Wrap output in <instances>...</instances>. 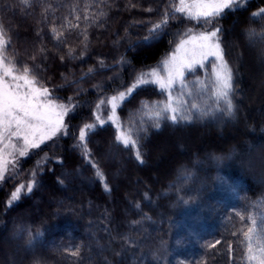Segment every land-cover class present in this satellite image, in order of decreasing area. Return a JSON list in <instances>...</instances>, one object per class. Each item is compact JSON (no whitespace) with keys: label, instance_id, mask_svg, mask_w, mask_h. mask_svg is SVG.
Listing matches in <instances>:
<instances>
[{"label":"trees","instance_id":"trees-1","mask_svg":"<svg viewBox=\"0 0 264 264\" xmlns=\"http://www.w3.org/2000/svg\"><path fill=\"white\" fill-rule=\"evenodd\" d=\"M30 2L32 6L26 7L20 0H0L1 17L11 38L38 50L46 49V57L41 54L42 83L62 102L75 97L84 105L70 114L73 133L75 126L93 120L94 103L98 99L94 85H101L105 95L113 94L121 85L130 84L136 73L156 67L164 60L178 42V32L189 28L202 30L195 22L177 14L162 39L150 45L138 43L148 34L149 22L160 19L158 10L169 0ZM172 2L178 4L179 0ZM148 8L154 11L150 13ZM261 8L264 0H250L216 21L222 27L226 58L236 72L239 105L236 119H225L221 128L199 120L178 125L165 120L159 130L149 127L141 138L144 164L136 161L131 148L115 142L114 125L97 128L89 147L113 188L111 193L104 191L93 168L73 149L72 135L59 139L56 145L50 142L33 150L19 163L16 180H8L0 187V253L4 257L0 264L12 261L15 264H105V258L112 264H164V251L175 237L182 242L183 251L190 255L193 264H247L241 238L238 233L237 236L232 233L247 226L253 206L264 200V55L257 59L256 44L244 42L247 27H264V19L252 18V13ZM101 12L106 16L100 17ZM85 16L90 19L85 20ZM97 17L99 20L93 22ZM69 24L79 27L70 28ZM53 26L66 40L57 43L51 33ZM84 35L88 36L86 49L82 43ZM69 46L76 50V59L68 57ZM121 57L126 61L123 67H109L79 80L89 67H98L99 60L112 66L118 65ZM63 76L79 83L69 84ZM78 89L82 90L79 95ZM162 99L163 93L154 86L138 89L118 110L119 116L127 124L130 114L137 112L142 101ZM103 115L106 117L108 113ZM178 136L187 137L191 147L186 150L170 147L166 159L158 165L154 163L157 147L166 149ZM107 148L116 152L117 159L105 158ZM45 154L53 159L38 175L39 186L8 206L6 202L14 186L30 178L29 170ZM56 157L62 158V165ZM77 169L91 179L90 185L62 175ZM185 170L192 174L188 181L182 178ZM58 177L65 180L64 185L57 182ZM145 194L150 200L145 199ZM136 203L142 210L135 208ZM145 213L151 216L150 221L142 219ZM237 213H243L245 220L241 221ZM15 227L16 249L6 256L4 240ZM28 230L43 232L32 246L25 243ZM125 236L139 247L117 256L115 252L126 248V242L120 239ZM98 241L105 247L100 248ZM217 241L220 243L216 244ZM229 243L233 246L231 253ZM76 246H82L81 258L62 251Z\"/></svg>","mask_w":264,"mask_h":264},{"label":"snow or ice","instance_id":"snow-or-ice-1","mask_svg":"<svg viewBox=\"0 0 264 264\" xmlns=\"http://www.w3.org/2000/svg\"><path fill=\"white\" fill-rule=\"evenodd\" d=\"M20 3L26 7L32 6L30 0H20ZM242 4L243 0H179L178 4L169 0V3L161 5L158 10L160 19L149 22L151 26L147 30L148 34L138 43L150 45L162 39L177 14L190 22H195L202 30L195 31L189 28L183 33L178 32L177 35L180 38L164 60L156 67L136 73L130 84L121 85L114 90L113 94L105 95L101 85H94L98 92V99L94 103L93 120L75 126L74 133L71 131L73 126L69 120L70 114H74L84 105L75 97H67V102H62L54 95L52 89L41 82L38 73L44 69L40 65H29L22 60L18 61L15 55H9L11 37L5 28L3 18L0 17V184L8 180H16L20 171L18 168L20 158L28 157L33 150L40 149L41 145H46L48 142L56 145L59 139L72 135L75 139L73 149L78 150L81 157L94 169L95 177L102 183L104 191L111 193L113 188L99 164L93 159V152L89 147V141L97 128L106 124L114 125L115 142L125 148H131L136 161L144 164L141 138L147 134L149 127L159 130L165 120L178 125L192 124L195 120L210 117L236 119L239 111L236 99V72L226 58L222 27L216 21L227 11L239 9ZM47 10V7L44 8L45 12ZM147 11L151 13L154 10L148 8ZM104 16L106 13L101 12L100 17ZM252 18L264 19V8L253 12ZM76 19L79 21L80 17L77 16ZM84 19L89 20L90 17L85 16ZM98 20L99 17L93 22ZM69 27L78 28L79 24H69ZM244 32L250 44L264 45V27L257 29L249 26ZM51 33L58 44L66 40L63 33L55 26L51 28ZM87 41L88 36L84 35L82 43L85 49ZM169 43L173 42L169 41ZM39 52L46 57V49L41 47ZM261 52L264 55V48ZM67 55L71 59L77 58L76 50L70 46ZM80 55L82 57L84 53L81 52ZM29 59L35 61L36 55H30ZM60 59L63 61L65 57L62 55ZM125 63V59L121 57L118 65L108 66L101 59L98 61V67H89L87 72L82 73L79 80L87 79L97 71L108 70L109 67H123ZM208 64H210V72ZM197 67L205 69L204 78L186 82V73L194 72ZM63 79L68 81L67 76H63ZM109 79L113 78L109 77ZM68 83L77 84L79 81L73 79ZM150 85L157 86L162 93H165V99L154 102L142 101L141 107L136 113L130 114L125 124L118 110L138 89ZM81 91L78 89L77 95ZM105 112L108 113L106 117L103 115ZM50 159L53 158L45 154L37 161L35 168L29 170L30 178L14 186L6 202L8 206L18 202L22 195H30L39 186L41 181L38 180V175ZM54 159L63 164L62 158ZM62 175L68 178L72 173H62ZM182 178L188 181L192 178V174L185 170ZM57 182L61 185L65 184V180L59 177ZM145 199L150 200L147 194ZM181 201L187 203L182 197ZM258 203L261 211L250 213L247 216V226L232 233L233 236H237L238 233L241 238L240 243L243 245V256L247 264H264V201ZM134 206L136 209H141L139 203ZM237 215L241 221L245 220L243 213H237ZM142 219L150 221L151 216L145 213ZM139 223L140 221H133V224ZM42 236L43 232L39 230L35 233L28 230L25 243L32 246ZM120 239L126 242V248L115 252L117 256H122L128 249L139 247L129 237H120ZM111 242V240L108 241V244ZM97 243L100 248L105 247L99 241ZM219 243L220 241L216 242V244ZM232 250L233 246L229 243V253ZM62 251L70 253L71 257L81 258L82 246H76L74 249L65 248ZM11 264H15V261ZM105 264H112V262L105 258Z\"/></svg>","mask_w":264,"mask_h":264},{"label":"rangeland","instance_id":"rangeland-1","mask_svg":"<svg viewBox=\"0 0 264 264\" xmlns=\"http://www.w3.org/2000/svg\"><path fill=\"white\" fill-rule=\"evenodd\" d=\"M249 1L250 0H243V4H242L241 7H244L245 5H247V3ZM1 14H2V9L0 7V17H1ZM195 31H197V30H195ZM244 42L245 43L247 42L248 44H250L247 39H245ZM261 49H262V47L260 45L256 44L255 52L257 54L256 55L257 59H259V57L263 56L262 52H261ZM8 53H9V55H15L18 61L22 60V61L28 63L29 65L37 64V65H40L43 68L42 64H43V61H44V57L41 55L39 50L36 47L32 46V45H23V44H20L16 39L11 38V43H10V46L8 48ZM32 54L36 55V60L35 61H32V60L29 59V56L32 55ZM207 67H208V70L210 72V64H208ZM38 75L40 76L41 82H42L43 71L39 72ZM204 76H205V69L197 67L194 72L186 73V82H192V81H194L197 78L203 79ZM151 86H154V85H151ZM154 87L159 89L157 86H154ZM165 96H166V94L163 93V99L160 100V101H163L165 99ZM225 119L226 118H223V117H217L215 119L210 117V118H206V119H203V120H199V119L198 120L199 121H203V122L213 123L217 128H221L224 125ZM188 140L189 139L187 137L183 138L182 136H178L177 138H175L173 141L170 142V145H168L166 149L163 150V148L161 146H158L157 147L158 149L155 151V155H154L155 156L154 163H156L158 165L163 159H166L167 153L170 150L169 149L170 147H175V148H177V150H182L183 147H185V150L187 148H190L191 144H188ZM48 143H50V142H48ZM42 146H44V145H41V147ZM105 158H107V159H117V154L112 148H107L106 151H105ZM23 159H25V158H20L19 163ZM65 173H69V172L67 171ZM70 173H72V175L70 177H68V178L71 181L77 178V179H80L82 183H85V184H88V185L91 184V181H90L91 179H89L88 176L83 171L77 169L75 171H71ZM94 174H95V172H94ZM117 176H118V172H115L114 173V177L117 178ZM1 186H2V184H0V187ZM262 201H264V200H262ZM258 202H260V201H258ZM258 202L255 204L256 207H253L252 212L255 211V212L259 213L261 211V208L259 207V203ZM17 236H18L17 228L15 227L14 230L4 240V242L6 244L5 248H6V251H7L6 254H5L6 256H8V254L11 253L10 252L11 250L16 249V238H17ZM168 247L169 248H166V250L164 251V254H163V263L164 264H193L192 263V259L190 258V255H187L186 253H184V251H183L184 250L183 249L184 245L182 244V242H180L178 240V238L175 237L174 240H173V243H171ZM1 256H2V254L0 253V260L4 258V257H1ZM7 259L8 258L5 257V261Z\"/></svg>","mask_w":264,"mask_h":264}]
</instances>
